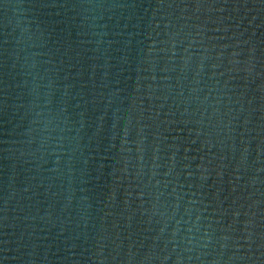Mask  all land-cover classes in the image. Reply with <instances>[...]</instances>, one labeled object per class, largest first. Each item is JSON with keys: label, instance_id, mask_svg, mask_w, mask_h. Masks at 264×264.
I'll return each mask as SVG.
<instances>
[{"label": "water", "instance_id": "water-1", "mask_svg": "<svg viewBox=\"0 0 264 264\" xmlns=\"http://www.w3.org/2000/svg\"><path fill=\"white\" fill-rule=\"evenodd\" d=\"M0 264H264V0H0Z\"/></svg>", "mask_w": 264, "mask_h": 264}]
</instances>
